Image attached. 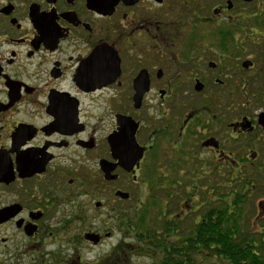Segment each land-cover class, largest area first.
Returning <instances> with one entry per match:
<instances>
[{"label":"flooded vegetation","instance_id":"af4514ba","mask_svg":"<svg viewBox=\"0 0 264 264\" xmlns=\"http://www.w3.org/2000/svg\"><path fill=\"white\" fill-rule=\"evenodd\" d=\"M125 207L176 238L215 235L222 207L238 220L223 235L259 245L264 0H0V264L57 237L101 244Z\"/></svg>","mask_w":264,"mask_h":264},{"label":"trees","instance_id":"16d2710c","mask_svg":"<svg viewBox=\"0 0 264 264\" xmlns=\"http://www.w3.org/2000/svg\"><path fill=\"white\" fill-rule=\"evenodd\" d=\"M215 210V235H178V238L174 235H146L149 230L146 217L139 218L135 214L130 217L127 210H121V230L126 234L136 232L143 235H125L132 237L133 241L118 247L124 245L138 256H153L158 264H208L205 261L212 257L221 258L228 264H264V236L259 245L250 242L245 246L243 240L240 241L241 235H223L226 222L230 220L231 227L237 225V213L230 215L228 220L222 207Z\"/></svg>","mask_w":264,"mask_h":264},{"label":"rangeland","instance_id":"374dc122","mask_svg":"<svg viewBox=\"0 0 264 264\" xmlns=\"http://www.w3.org/2000/svg\"><path fill=\"white\" fill-rule=\"evenodd\" d=\"M126 208V207H125ZM127 209V208H126ZM128 210V209H127ZM130 210H137L135 208ZM128 210V212L130 211ZM134 215H130L133 217ZM134 220V219H133ZM132 222V219H131ZM74 224H72V227ZM122 223H116L112 229L114 235L104 236L101 244H91L82 240V235H69L68 246L60 237L55 238L57 243L46 246L41 250L40 254L26 253L29 247L24 250H20L15 255H11L8 251L6 256V264H63V251L68 249L70 252L71 264L78 263V258L83 259L86 262L94 263L99 260L100 264H158L157 260L153 256H138L133 252H130L126 247H118L119 244L125 242H132V237H125V232L121 230ZM248 238L254 236L260 242L261 235H247ZM264 236V235H263ZM0 237H2L0 235ZM54 241V240H53ZM57 246L61 248V254H51V251ZM13 247V245H12ZM264 254V253H263ZM208 264H228L227 261H223L221 258H209L205 261Z\"/></svg>","mask_w":264,"mask_h":264},{"label":"water","instance_id":"95a60500","mask_svg":"<svg viewBox=\"0 0 264 264\" xmlns=\"http://www.w3.org/2000/svg\"><path fill=\"white\" fill-rule=\"evenodd\" d=\"M106 61L103 62L104 64L107 63L110 70H117V72L119 71V58H114L113 56H109V59H105ZM108 69V68H107ZM102 73H106V68L105 66H103V72ZM137 99L141 98V95H137L136 96ZM128 127H125V129H123V133L125 134L126 138L129 141L131 150H130V155L129 157H121L120 159V164H122V166L126 169L132 170L134 168V166L138 163V161L140 160V158L143 155V150L142 148L139 147V145L137 144L136 141V129L138 124L133 120L130 119L129 120V124H127ZM112 137L110 138V142H112ZM102 167L104 169V171L106 172V177L107 178H115L116 175H111L114 166L108 162V161H103L102 162ZM117 194L119 196H122L124 198H128L130 195L127 192L124 191H118ZM87 237L92 240L93 242L98 243L99 242V237L95 236V235H87Z\"/></svg>","mask_w":264,"mask_h":264}]
</instances>
